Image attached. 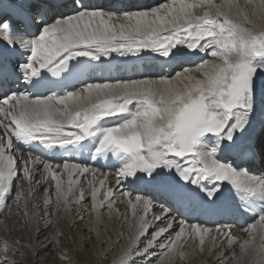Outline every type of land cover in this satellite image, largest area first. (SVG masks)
I'll return each instance as SVG.
<instances>
[{
  "label": "snow or ice",
  "instance_id": "obj_1",
  "mask_svg": "<svg viewBox=\"0 0 264 264\" xmlns=\"http://www.w3.org/2000/svg\"><path fill=\"white\" fill-rule=\"evenodd\" d=\"M246 5L251 14L239 0H163L127 11L104 10L89 0H0V215L10 200L23 201L21 230L38 236L67 220L74 205L90 203V230L99 238L102 209L129 223L114 209L119 191L131 205L132 235L114 264H169L185 257L191 241L201 253L220 252L217 264H264V177L249 170L256 161L264 164V130L259 138L250 134L257 119L264 125V0ZM114 52H151L165 66L191 56L200 61L155 78L82 81L91 61ZM73 81L82 87L71 88ZM111 117L120 122L110 126ZM16 144L26 156L17 155ZM38 148L88 149L111 159L118 165L116 186L88 180L81 187L73 176L97 170L41 160L34 156ZM14 181H25L27 191ZM124 184L149 187L159 203L133 197ZM32 185L43 186V207ZM153 207L159 211L149 217ZM182 209L247 218L242 231L249 239L241 241L229 224H190L178 218ZM55 235L59 244L64 233L57 229ZM28 248L40 254L31 238ZM0 251L3 264H21L8 258L7 243ZM62 256L72 264L67 253Z\"/></svg>",
  "mask_w": 264,
  "mask_h": 264
},
{
  "label": "bare ground",
  "instance_id": "obj_2",
  "mask_svg": "<svg viewBox=\"0 0 264 264\" xmlns=\"http://www.w3.org/2000/svg\"><path fill=\"white\" fill-rule=\"evenodd\" d=\"M118 2L123 4L125 0H115L113 4H104L102 9L112 10L111 8L107 7L112 5L116 7ZM161 2H163V0H159L157 4ZM216 2L220 3V0H216ZM239 3L242 6H246L249 14H251L253 10L252 5H246V0H239ZM157 4H153L148 7L156 6ZM127 10L134 9L132 7L128 8ZM113 11L116 10L113 9ZM202 13L203 9H199L197 11V14ZM113 58L114 60L111 62ZM102 61L105 63L97 68L94 74L95 77L91 82L102 83L103 80L104 82H115L118 80L155 78L160 74H174V72L169 70V68H164V72L161 73L160 69L163 67L162 61L157 57H154L149 52H144L141 54H128L124 56L114 52L111 54V56L102 57L101 62ZM199 61L200 57L191 56L187 60L176 62L175 66L173 67L175 68V71H181L182 67L194 68L195 64ZM131 62H135V65H133L132 69L130 67ZM181 62H185V64L180 65ZM114 69H116V77L113 81L109 74ZM192 74L197 75L195 72ZM108 119L110 126H114L120 122L117 117H111ZM262 130H264V125H262L261 121L257 119L250 134L259 138L261 136ZM66 131H73V129L68 128ZM16 147L21 149V151L17 152V155L26 156V151L21 148V145L16 144ZM41 160L47 159L41 158ZM117 166L118 165L111 159L105 160L96 158L94 156L91 164L88 167L97 170L95 176L90 173L83 175L77 173L73 176V179L79 178L81 187H86L88 180H93L97 187H100L101 180L105 181V188L108 186L115 187ZM18 167H21L19 162ZM35 168L36 178L39 179L43 173V168L39 163L36 164ZM252 169L254 170L251 172L253 175L264 177V164L258 161L256 165H253ZM58 171H62V169H58ZM63 179L66 181L67 176L65 175ZM17 183H19V185L22 186L25 191H27L29 185L25 181H14V184ZM32 188L37 195V203L43 207V186L32 185ZM122 188L124 191L131 192L133 197L140 195L141 197L153 199V194H156L152 189L143 185L131 187L127 184H124L122 185ZM116 196L117 201L114 205V209H118L120 214H123L126 218H128L129 223H124L119 219H113L109 216L106 210L102 209V226L99 227V238H97V232L90 230L93 226V221L89 212L85 210L86 208H90V203L74 205L68 219L57 221L56 226L50 230L43 231L44 226L41 224L40 227L43 231V235L36 236L32 235L27 228H25L23 231L21 230V224L24 221L23 201L17 202L14 199L10 200L9 210L3 212V214L0 215V250H2L4 244L7 243L10 246V251L7 253L8 258L10 260L21 262V264L30 258L36 261L37 264H62V260L59 259V257H62L64 260L62 253H67L68 259L72 261V264H114L117 258L121 255L123 249L129 243V238L132 235L129 226L131 223V205L129 204L128 199L120 196L119 191L116 192ZM88 199L89 197L86 194L85 200L87 201ZM153 201L154 204L159 203V201L156 199H153ZM138 208H142V205H138ZM158 211V207H153L149 213V217L153 212ZM78 214H82L84 216L83 221L79 219ZM178 218L183 219L182 215L180 214H178ZM74 224L76 226H73ZM200 224L210 228L216 227L209 226L204 223ZM225 224L232 226L233 235L238 237L241 241L249 239L248 234L242 231L243 227H236L230 222ZM57 229L63 231L64 233V237L61 238V242L59 244L57 243V237L55 235ZM46 237H51V240L46 241ZM30 238L32 247L39 251V255L32 254L31 250L28 248ZM255 243L257 245L260 243L259 237ZM45 244H47V247L44 246ZM197 248L198 241H191L190 244L183 249L185 252V257L181 259L179 256H176L169 262V264H217V258L221 255L220 252L217 251L212 255H208L206 253L199 252L196 250ZM17 249L19 252L16 251ZM235 251L239 252L240 250L237 247ZM227 254L228 250L225 249V255ZM0 264H3L2 251H0Z\"/></svg>",
  "mask_w": 264,
  "mask_h": 264
},
{
  "label": "rangeland",
  "instance_id": "obj_3",
  "mask_svg": "<svg viewBox=\"0 0 264 264\" xmlns=\"http://www.w3.org/2000/svg\"><path fill=\"white\" fill-rule=\"evenodd\" d=\"M150 54H152L154 57H156V54H154V53H151V52H149ZM59 259H61L62 260V264H66V261H65V259L63 260L62 259V257H59Z\"/></svg>",
  "mask_w": 264,
  "mask_h": 264
}]
</instances>
